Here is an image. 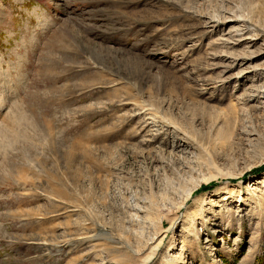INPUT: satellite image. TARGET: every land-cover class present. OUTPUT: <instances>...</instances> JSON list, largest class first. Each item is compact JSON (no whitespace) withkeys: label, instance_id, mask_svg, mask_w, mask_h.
<instances>
[{"label":"rangeland","instance_id":"374dc122","mask_svg":"<svg viewBox=\"0 0 264 264\" xmlns=\"http://www.w3.org/2000/svg\"><path fill=\"white\" fill-rule=\"evenodd\" d=\"M0 264H264V0H0Z\"/></svg>","mask_w":264,"mask_h":264},{"label":"trees","instance_id":"16d2710c","mask_svg":"<svg viewBox=\"0 0 264 264\" xmlns=\"http://www.w3.org/2000/svg\"><path fill=\"white\" fill-rule=\"evenodd\" d=\"M203 190H207L206 188H204Z\"/></svg>","mask_w":264,"mask_h":264}]
</instances>
